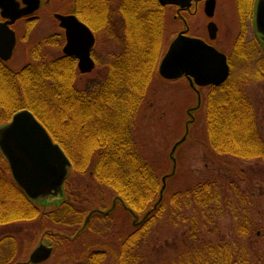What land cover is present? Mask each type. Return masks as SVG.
I'll return each mask as SVG.
<instances>
[{"label": "trees", "instance_id": "obj_1", "mask_svg": "<svg viewBox=\"0 0 264 264\" xmlns=\"http://www.w3.org/2000/svg\"><path fill=\"white\" fill-rule=\"evenodd\" d=\"M118 10L120 19L113 23L121 32L112 39L119 53L111 56L103 77L90 86L77 88L80 74L69 57L48 58L43 53L38 57V48L31 52V62L16 70L0 63V124L14 112L28 109L70 160L71 176L90 182L74 188L77 184L73 187L69 172L64 198L42 206L15 184L0 153L5 165L0 166V226L39 223L40 235L52 232L57 253L70 251L64 254L63 264H145L141 246L161 217L170 214L176 219L186 209L204 210L218 202L221 194L215 179L198 178L181 190L165 187L159 201L165 173L160 174L142 154L135 128L156 77L163 46V7L151 0H122ZM242 14L239 7L243 30L247 24ZM249 39L237 37L234 50L239 57L247 59L243 49ZM254 76L259 79L261 72L255 71ZM203 131L208 164L222 162L224 157L264 163V139L258 132L253 104L231 73L205 95ZM92 190L100 195L94 207H90L94 204ZM114 198L122 204L113 210H122L131 218L125 206L145 218L115 230L112 211L94 214L80 231L89 211L106 209ZM48 205L54 207L47 212ZM196 221L193 218L188 230L190 243L164 264H250L246 250L235 242L198 240ZM244 226L239 228L241 236L246 233ZM5 240H0V253ZM14 255H0V264L18 263Z\"/></svg>", "mask_w": 264, "mask_h": 264}, {"label": "rangeland", "instance_id": "obj_2", "mask_svg": "<svg viewBox=\"0 0 264 264\" xmlns=\"http://www.w3.org/2000/svg\"><path fill=\"white\" fill-rule=\"evenodd\" d=\"M233 8V5L228 4L220 6L219 10L223 16L218 19L219 38L215 44L228 55L233 65V69L230 70L231 78L242 84L245 94L253 104L258 132L264 139V69L260 67L263 65L264 68V53L256 44L254 50L250 51V59L239 57L234 50L238 32L242 30L237 31L240 21L237 22ZM225 12L226 15L223 14ZM201 23L204 24L205 21ZM177 29L178 23L167 20L163 35L164 47L162 46L158 62ZM201 32L199 28L192 31L193 34H201ZM48 33L46 25L35 26L27 46L39 41ZM19 34L21 35L20 31ZM21 44L23 43H20V48L24 49L25 45ZM103 46L104 50L99 54V62L102 64L96 65L91 74L79 76L75 82L77 88L90 86L100 80L111 56L119 53V47L110 37L105 38ZM23 52L19 50L13 53L9 61L10 67L17 69L27 61L26 50V58ZM58 55H60L59 51ZM42 56L45 54L43 53ZM255 71L261 72L259 79L255 78ZM209 90L210 88L198 89L202 102L200 107L188 117L193 121L189 125L185 141L174 151L175 173L167 179L166 189L168 188L169 191L184 189L193 179H215L222 188L220 198L218 202L204 210L199 207L186 209L176 219L170 214L161 217L141 246L140 252L145 264H164L181 252L190 243L187 234L193 218L197 220V239L201 242H235L246 250L250 264H264V163L260 160L239 161L224 157L221 159L222 162L219 160L216 164H208L211 162L206 157L203 146V109L205 95ZM196 100L197 96L191 92L184 78L164 81L156 74L153 86L137 118L135 141L142 154L160 174L171 170L169 154L183 135V125L187 120L186 110L191 108ZM2 164L3 162L0 161V166L5 168ZM70 177L73 187L77 184L74 188L78 186V189H81L86 184L90 185L87 178L77 179L71 176V172ZM107 194L111 195L110 192ZM90 196H92L91 202L94 203L90 207L97 206L95 202L100 198L98 190L90 191ZM46 207L48 212L54 206ZM111 214L115 230L124 225L128 228L131 224V218L126 212L116 209ZM243 223L247 225L244 226L246 233L241 236L239 228ZM39 227V223L33 222L1 225L0 240L4 238L7 240L2 243L0 255L8 257L15 254L18 263H25L33 248L40 242H45L44 244L53 247V252L50 259L41 264H63L65 260L63 257L66 256L64 254L70 251L57 253L55 239L51 237L52 232L47 233L48 236L46 232L40 235ZM53 233L57 236L56 232ZM90 236L88 239H92ZM112 236L111 234L107 238ZM99 238L101 239V236Z\"/></svg>", "mask_w": 264, "mask_h": 264}, {"label": "water", "instance_id": "obj_3", "mask_svg": "<svg viewBox=\"0 0 264 264\" xmlns=\"http://www.w3.org/2000/svg\"><path fill=\"white\" fill-rule=\"evenodd\" d=\"M26 1V0H24ZM192 0H159L161 5H175L179 8L189 6ZM212 3H208L206 13L211 16ZM34 8L18 9L14 0L0 2L2 16L7 17L0 23V58L8 60L15 43L14 32L8 27L17 18L33 12ZM60 26L66 30L65 54L74 55L78 59L77 69L81 74L92 71L94 64L90 58V48L93 44L91 32L74 16L56 14ZM254 27L258 34L264 37V0H258L255 6ZM208 29L213 35L215 25L211 22ZM264 43V40H262ZM230 67L226 55L203 40L178 33L168 44L160 61L156 74L164 81L184 78L191 92L197 96V102L186 110L187 120L183 125V135L174 144L169 154L172 163L171 170L161 177L162 199L166 181L175 173L174 151L183 144L188 134L189 125L193 121L192 112L201 105L199 88H209L222 84L229 76ZM0 153L9 167L11 177L16 185L31 201L51 204L61 201L64 197L63 183L71 166L69 159L50 137L47 130L27 109L16 111L10 120L0 125ZM122 204L119 198L110 201L104 210L93 209L87 213L80 231H82L94 214L106 215L113 211L116 204ZM136 224L145 216L138 217L129 208L123 206ZM149 215V213H147ZM147 215V216H148ZM40 242L28 254L27 262L16 264H41L50 259L53 247Z\"/></svg>", "mask_w": 264, "mask_h": 264}, {"label": "flooded vegetation", "instance_id": "obj_4", "mask_svg": "<svg viewBox=\"0 0 264 264\" xmlns=\"http://www.w3.org/2000/svg\"><path fill=\"white\" fill-rule=\"evenodd\" d=\"M7 0H0V2H5ZM18 9L23 8H34L33 12L25 14L17 18L8 27L14 32L15 43L12 50L10 58L6 61L0 58V63L3 65H9L13 53L15 51L21 50L25 56V50L27 53V61L24 64L30 63L32 60L31 52L35 51L36 48L39 50L37 56H41L44 53L48 58H56L58 56L69 57L75 65H78V59L74 55L65 54L63 48L66 44V30L60 26V21L56 18V14L64 16H74L75 19L83 24L91 32L93 36V44L90 48V58L94 64V69L96 65H101L99 62V54L104 50L105 38L115 37L117 34L120 35V30L114 29L113 21H119V4L122 0H14ZM148 2V0H145ZM155 1L158 5L163 7V18H164V32L167 20L172 23H178V29L175 31L173 36L178 33H182L186 36L196 37L203 40L207 45L213 46L218 51H221L215 44L218 41V19L223 15L219 10L222 5H233L234 12L237 17V22L240 21L239 18V7L242 8L244 20L247 24L245 29H241L238 24L237 37L247 36L250 37L244 46V53L247 55V59H250V51L254 50V44L260 47L261 52L264 53V37L257 33L254 27L255 18V6L258 0H192L189 6L184 8H179L175 5H161L159 0ZM116 2V4H114ZM208 3H212L211 16L206 13ZM2 10L0 9V23H4L7 17L2 16ZM226 15V12L223 13ZM202 24L201 22H204ZM213 23L215 25V32L213 35L208 29V24ZM112 23V26L110 24ZM46 25L48 28V35L36 41L33 44H27L30 41V34L35 26ZM199 28L201 34H193L192 31ZM21 32V35L19 34ZM250 40L254 41L250 43ZM20 43L25 45L24 49L20 48ZM115 43V41H114ZM21 44V45H23ZM23 48V47H22ZM58 51L60 55H58ZM252 52V51H251ZM225 54V53H224ZM226 55V54H225ZM26 58V56H25ZM228 65L231 62L226 55ZM21 65V66H22ZM108 65V64H107ZM20 66V67H21ZM19 67V68H20ZM13 69L12 67H10ZM18 69V68H17ZM16 70V69H14ZM91 72V73H92ZM90 73V74H91ZM89 75V74H84ZM82 76V75H81Z\"/></svg>", "mask_w": 264, "mask_h": 264}]
</instances>
